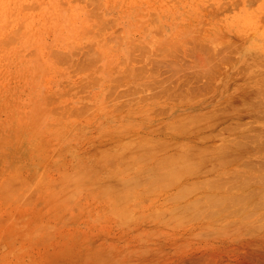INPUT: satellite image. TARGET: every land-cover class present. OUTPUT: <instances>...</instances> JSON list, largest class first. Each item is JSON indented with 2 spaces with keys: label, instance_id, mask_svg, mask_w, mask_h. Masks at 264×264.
Here are the masks:
<instances>
[{
  "label": "rangeland",
  "instance_id": "obj_1",
  "mask_svg": "<svg viewBox=\"0 0 264 264\" xmlns=\"http://www.w3.org/2000/svg\"><path fill=\"white\" fill-rule=\"evenodd\" d=\"M263 80L264 0H0V264H264Z\"/></svg>",
  "mask_w": 264,
  "mask_h": 264
},
{
  "label": "bare ground",
  "instance_id": "obj_2",
  "mask_svg": "<svg viewBox=\"0 0 264 264\" xmlns=\"http://www.w3.org/2000/svg\"><path fill=\"white\" fill-rule=\"evenodd\" d=\"M252 65H253V64H252ZM259 65H260V68H261V64H259ZM250 68H251V67H250ZM257 68H258V67H257ZM262 70H263V68H262ZM254 73H255V72H254ZM259 73H260V72H259ZM256 74H257V73H256ZM263 81H264V80H263ZM251 88H252V87H251ZM150 89H151V88H150ZM142 90H143V89H142ZM148 90H149V88H148ZM131 91H132V90H131ZM144 91H145V90H144ZM252 91H253V90H252ZM258 91H259V90H258ZM258 91H256L257 94H258ZM254 92H255V91H254ZM260 93H261V90H260ZM260 93H259L258 95L256 94L255 97H257V96H258V97H261L262 95H260ZM263 93H264V92H263ZM128 94H129V93H128ZM128 94H126V95H128ZM141 94H143V93H141ZM261 94H262V93H261ZM143 95H144V94H143ZM263 95H264V94H263ZM128 96H129V95H128ZM132 97H134V96H132ZM135 97H136V96H135ZM135 97H134V98H135ZM253 97H254V96H253ZM255 97H254V98H255ZM262 97H263V96H262ZM126 98H127V97H126ZM254 98H253V99H254ZM251 99H252V98H251ZM260 99H261V98H260ZM263 99H264V98H263ZM256 100H257V99H256ZM256 100H255V102H256V104H258V103H257L258 100H257V101H256ZM123 101H124V99H123ZM125 101H127V100H125ZM251 104H252V108H254V107H255V106H254L255 104H254V103H250V105H251ZM253 104H254V105H253ZM258 105H259V104H258ZM253 106H254V107H253ZM263 106H264V105H263ZM249 108H250V106H249ZM254 110H255V109H254ZM252 111H253V110H252ZM249 112H250V111H249ZM257 112H258V110H257ZM261 112H262V114H264V113H263V110H262ZM250 113H251V112H250ZM259 113H260V112H258V114H259ZM256 114H257V113H256ZM260 116H261V114H260V115H257V117H260ZM262 116H263V115H262ZM263 117H264V116H263ZM263 117H261V118H263ZM196 119H197V118H196ZM196 122H197V121H196ZM196 122H195V123H196ZM179 125H180V124H179ZM179 125H177V126H179ZM181 125H182V124H181ZM172 126H173V127H176L175 125H172ZM172 126H171V127H172ZM169 127H170V126H169ZM176 128H177V127H176ZM178 128H179V127H178ZM183 129H184V128H183ZM253 131H254V130H253ZM258 133L261 134L262 132H258ZM263 133H264V129H263ZM260 134L258 135V138H259V137H260V138L263 137V136H260ZM255 135H256V133H255ZM263 135H264V134H263ZM243 136H244L243 138H246V137H248V136H249L248 138H251L252 135H251V136H250V135L247 136V135L245 134V135H243ZM253 136H254V134H253ZM256 137H257V136H256ZM256 137H255V136H254V138L252 137V139H254V141H253V140H250V141L255 142V140L258 139V138H256ZM255 138H256V139H255ZM260 138H259V142H261V141L263 142L264 140H263V139H260ZM149 141H150V140H149ZM262 142H261V143H262ZM157 143H158V142H157ZM157 143H156V144H157ZM129 144H130V143H129ZM149 144H150V143H146V144L144 143L143 145L148 146V147L150 148V150H151V148L154 147V144H153V145H149ZM156 144H155V145H156ZM159 144H160V143H159ZM257 144H259V143H257ZM137 145H138V144H137ZM164 145H165V144H164ZM155 147L160 148V146H159V147H158V146H155ZM155 147H154V148H155ZM256 147H257V146H256ZM263 147H264V146H263ZM263 147H260V148H262V151L264 150ZM134 148H135V147H134ZM154 148H153V149H154ZM143 149H146V148H145V147H144V148L141 147V150H142V151H143ZM141 150H140V151H141ZM150 150L147 149L146 153L149 152ZM156 150H158V149H156ZM257 150H258V148H257ZM142 151H141V153H143ZM242 151H243V150H242ZM255 151H256V150H255ZM260 151H261V149L259 150V152H260ZM257 152H258V151H257ZM144 153H145V152H144ZM149 153H150V152H149ZM149 153H147V155H148ZM117 154H118V153H117ZM150 154H151V153H150ZM141 155H142V154H141ZM144 155L147 156L146 154H143L142 156L144 157ZM142 156H138L137 158L135 157L134 159L137 161V160L139 159V157H142ZM116 157H117V156H116ZM173 157L176 158L175 156H173ZM167 158H168V157H167ZM167 158H165V159H167ZM122 159H127V158H124V157H123ZM142 159H144V158H142ZM176 159H177V158H176ZM131 160H132V159H131ZM179 160H180V159H179ZM120 161H121V160H120ZM123 161H124V160H123ZM164 161H165V160L163 159V162H164ZM125 162H126V161H125ZM137 162H140V161H137ZM167 162H168V161H166V163H167ZM262 162H263V160H262ZM119 163H120V162H119ZM164 163H165V162H164ZM228 163L230 164V162H228ZM259 163H260V162H259ZM116 164H117V163H116ZM126 165H127V164H126ZM129 165H130V164H128V166H129ZM132 165H133V164H132ZM175 165H176V164H174V166H175ZM170 166L172 167V168H171V167H170V168L173 170V166H172V165H170ZM261 166H262V165H261ZM120 167H122V164H121ZM120 167H119V169H120ZM124 167H125V166H124ZM126 167H127V166H126ZM168 167H169V166H168ZM168 167H166V168H168ZM179 167H180V166H179ZM122 168H123V167H122ZM144 168H146V167H144ZM161 168H162V167H161ZM186 168H187V167H186ZM188 168H191V167L189 166ZM147 169H148V168H147ZM258 169H259V168H258ZM123 170H124V169H123ZM136 170H138V169H136ZM149 170H150V169H149ZM151 170H153V169L151 168ZM151 170H150V171H151ZM160 170H161V169H160ZM172 170H171V171H172ZM182 170H184V168H183V169L180 168V171H182ZM188 170H191V171H192V168H191V169H188ZM193 170H194V169H193ZM120 171H121V169H120ZM144 171H145V170H144ZM150 171H148V173H149ZM171 171H170L169 173H170V174L173 173V174H175V176L179 174L178 172H176V169H174L172 172H171ZM185 171H186V170H185ZM116 172H119V171L117 170ZM123 172L126 173V170H124ZM145 172H147V170H146ZM194 172H195V171H194ZM233 172H234V171H233ZM155 173H156V172H155ZM155 173H154V174H155ZM167 173H168V171H167ZM138 174L141 175V176H142V175L147 176L146 174H142V173H138ZM162 174L164 175L165 173H162ZM162 174L159 175V172H158V175H159L160 177H157V176H156V177L158 178V180H159V178H160V181H158V183L156 182L157 179L155 178V175L153 176V178H154L153 180H151L152 177L148 176V178H151V179L146 180L145 182H147V181H151L150 183H152V184L154 185V182H153V181H155V183L158 184V185H154V188H155V186H159V183L161 182L162 179H163V180H164V179L167 180V176H169V175L167 174V176H165V177H161V176H163ZM232 175H233V174H232ZM236 175H237V173H236ZM247 175H248V174H247ZM249 175H250V174H249ZM137 176H138V175H137ZM172 176H173V175H172ZM172 176H171V177H172ZM175 176H174V177H175ZM134 177H135V176H134ZM142 177H143V176H142ZM142 177H141V178H142ZM169 177H170V176H169ZM169 177H168V178H169ZM232 177H234V175H233ZM238 177H239V176H238ZM252 177H253V176H252ZM252 177H250V179H251ZM256 177H257V176H256ZM263 177H264V176L260 177L259 179H260L261 181H263V180H262ZM129 178H130V177H129ZM138 178H139V177H138ZM143 178H144V177H143ZM143 178H142V179H143ZM236 178H237V176H236ZM127 179H128V178H127ZM127 179H126V181H127ZM136 179H137V178H136ZM169 179L171 180L172 178H169ZM169 179H168V180H169ZM173 179H174V178H173ZM173 179L171 180L172 182L169 180V181L171 182L170 184H174V182H175V180H176L177 178H175V180H173ZM237 179H238V178H237ZM259 179L256 180V178H254V179L252 178V182H254V180H256L255 183H257V182L259 183ZM143 180H145V179H143ZM168 180H167V181H168ZM222 180H223V179H222ZM222 180H221V182H222ZM239 180H240V182L238 183V180H237V184H238V185L240 184V188H239V186H237V190H239V189H243V188H246V187H247V184H249V182L251 183V181L246 180L244 177H242V180H241V178H239ZM126 181H125V182H126ZM140 181H141V180H140ZM169 181H168V182H169ZM228 181H229V179H228ZM235 181H236V180H235ZM235 181H234V185L236 186ZM125 182H124L123 184H126ZM135 182H137V181H132V183H134L135 185H138V183L136 184ZM142 182H143V181H142ZM145 182H143L142 185H145V186H146ZM163 182H164V181H163ZM163 182L160 183L161 186H159V187H164V186L170 185V184L167 183V182H164V183H163ZM205 182H207V181H205ZM208 182H209V181H208ZM208 182H207L208 185H209L210 183H212L211 186H212V185H216V183H218V181H217V182L214 184L213 181H211V180H210V183H208ZM150 183H149V184H150ZM162 183H163V184H162ZM230 183H231V182H230ZM134 184H133V185H134ZM149 184H148V185H149ZM190 184L195 185V183H194V184H193V183L183 184L184 186L181 185V184H178V185H180V186L177 185V186H178V187H177V188H178V191H179V192H180V191L184 192L182 189H183L184 187L186 188V186H190ZM199 184H200V183H199ZM199 184H198V185H199ZM221 184L223 185V183H221ZM232 184H233V182H232ZM142 185H141V186H142ZM148 185H147V186H148ZM150 185H151V184H150ZM150 185H149V187H150ZM175 185H176V184H175ZM224 185H225V182H224ZM224 185H223V187H225ZM230 185H231V184H230ZM234 185L231 186V187H233V188L230 187V190H233V189H234ZM138 186H139V185H138ZM145 186H144V187H145ZM204 186H205V185H204ZM204 186H203V187H204ZM211 186H209V188H210ZM245 186H246V187H245ZM127 187H128V186H127ZM144 187H143V188H144ZM159 187H158V188H159ZM179 187H181V188H179ZM198 187L203 188V187H202V184H200ZM198 187H197V186H195V187L192 186V187H189V188H190L191 190H193L192 188H194V191H197V190H198ZM218 187H220V184H219ZM241 187H243V188H241ZM129 188H131V187H129ZM150 188H151V187H150ZM154 188H153L152 190H154ZM189 188H188V190L186 189V190H187V191H186L187 194H188V193L190 194V191H191V190H189ZM200 188H199V189H200ZM204 188H205V187H204ZM207 188H208V187H207ZM211 188H212V187H211ZM214 188H215V187H214ZM216 188H217V187H216ZM216 188H215V189H216ZM220 188H222V186H221ZM227 188H228V186H226V190H227ZM235 188H236V187H235ZM152 190H151V191H152ZM184 190H185V189H184ZM204 190H206V189H204ZM228 190H229V189H228ZM208 191H210V190H208ZM251 191H252V192H251ZM255 191H256V190H255ZM200 192H201V191H200ZM212 192L214 193V191H212ZM233 192H234V191H233ZM239 192H240V194H238ZM239 192L237 193L238 195H233L232 198H231L230 195L227 194V197H228L229 199H231L230 201L233 202V205H234V203H235L233 199L238 200L239 203H238V201H237L236 204H237V205H238V204L240 205V199H241V198L243 199V198H245V196H246V195L244 196L243 193H247V192H248V193H251V194H253V195H254V194L257 195V192H253V190H250L249 188H248L247 191H246V190H245V191L239 190ZM125 193H127V192H125ZM176 193H177V191H176ZM191 193H192V192H191ZM213 193L208 194V195H206V194H207V193H206V194H205V196H206L205 201H207L208 203L211 202L213 205H215L213 202H216L218 206L221 205V204L223 203V202H222L223 200H222L221 198H223V197H222V196L220 197V195H219L220 199L222 200V201H221L222 203H221V202H219L220 199L215 195L216 193H215V194H213ZM227 193H228V192H227ZM241 193H242V195H241ZM199 194H200V193H199ZM199 194H198V195H199ZM218 194H219V193H218ZM231 194H232V192H231ZM203 195H204V194H203ZM213 195H215V196H213ZM247 195H248V194H247ZM249 195H250V194H249ZM119 196H120V195H119ZM119 196H118V197H119ZM178 196H179V197H177L176 194H175V196H172V197H173V199H176V200H177V198L180 199V198H185V197H187V195L184 196L183 193H180V195H178ZM199 196H200V195H199ZM259 196H262V197H263L264 194L261 193V194H259ZM172 197H171V198H172ZM227 197H226V199H227ZM250 197H251V195H250ZM262 197H260V203H259V202H256L257 200L255 201L256 204H263V203H264V198L261 199ZM120 198H123V197H120ZM120 198H119V199H120ZM196 198H197V197H196ZM247 198H248V197H247ZM247 198H245V199H247ZM257 198H258V197H257ZM119 199H118V200H119ZM218 199H219V201H216V200H218ZM242 199H241V200H242ZM245 199H243L242 201H245ZM118 200H117V201H118ZM202 200H203V199H202ZM202 200H201V201H202ZM227 200H228V199H227ZM121 201H122V200H121ZM198 201H199V200H198ZM205 201H204V202H205ZM258 201H259V199H258ZM119 202H120V201H119ZM189 202H190V201H189ZM189 202H186V203H187V205H189V207H190V204H188ZM193 202H194V201H193ZM204 202H203L202 204H204ZM218 202H219V203H218ZM228 202H229V201H228ZM251 202H252V201H251ZM255 202H253V203H255ZM261 202H262V203H261ZM220 203H221V204H220ZM253 203H252L251 205H253ZM195 204L198 205L199 202H198V203H197V202H194V203L192 204V208L194 207ZM225 204L227 205V202H226V201L224 202V206L226 207ZM229 204L231 205L230 202H229ZM241 204H242V203H241ZM200 205H201V203H200ZM208 205H209V204H208ZM210 205H211V204H210ZM210 205H209V207H210ZM213 205H212V206H213ZM217 205H216V206H217ZM254 205H255V204H254ZM184 207H186V205H184ZM206 207H207V205H206ZM206 207H203V208H206ZM230 207H232V206H230ZM236 207H237V206H236ZM250 207H252V206H250ZM255 207H256V206H255ZM182 208H183V207H182ZM203 208H202V211H201V208H200V209H197V208H196V209H197V210H200L201 213H202V212H203ZM223 208H224V207H223ZM223 208H220V211H222ZM226 208H228V206H227ZM233 208H234V207H233ZM238 208H239V207H238ZM238 208H237V209H238ZM246 208H248V207H246ZM253 208H254V207H253ZM259 208H260V207H259ZM183 209H184V208H183ZM185 209H186V210H187V209L189 210L190 208L187 207V208H185ZM193 209H194V208H193ZM176 210H178V209H176ZM194 210H195V209H194ZM212 210H213V209H212ZM212 210H211V211H212ZM214 210H215V209H214ZM223 210H224V209H223ZM230 210H231V209H229V211H230ZM232 210H233V209H232ZM244 210H245V209H244ZM204 211H205V210H204ZM251 211H252V210H251ZM183 212H184V211H183ZM193 212H194V211H193ZM198 212H199V211H198ZM205 212H206V211H205ZM217 212H219V211L216 210V214H217ZM227 212H228V211H227ZM242 212H243V210H242ZM246 212H247V211H246ZM184 213H185V212H184ZM195 213H196V214H194V215H196L197 217H199L198 214L201 215V213H197V211H196ZM213 213H214V212L212 211L210 215H213ZM224 213H225V212H224ZM236 213H238V212H236ZM263 213H264V212H263ZM180 216H181V215H180ZM191 216H193V213H191ZM196 216H195V217H196ZM203 216H204V215H203ZM203 216H202V217H203ZM223 216H224V215H223ZM232 216H234V215H232ZM262 216H263V215H262ZM262 216H261V217H262ZM204 217H205V219H207L206 217H209L208 212L205 213V216H204ZM204 217H203V218H204ZM212 217H213V216H212ZM261 217H260V218H261ZM263 217H264V216H263ZM245 218H246V217H245ZM236 221H237V220H236ZM239 221H240V219H239ZM234 222H235V221H234ZM241 222H242V220H241ZM259 222H260V221H259ZM261 222L264 223L263 220H262ZM227 223H229V222H227ZM255 223H256V222H255ZM232 224H233V223H232ZM238 224H239V222H238ZM253 224H254V223H253ZM213 225H214V224H213ZM223 225H224V224H223ZM244 226H245V225H244ZM260 226H261V225H260ZM262 226H263V225H262ZM221 227H222V226H221ZM232 227H233V226H232ZM216 229H217V228H216ZM217 230H219V229H217ZM220 230H221V229H220Z\"/></svg>",
  "mask_w": 264,
  "mask_h": 264
}]
</instances>
